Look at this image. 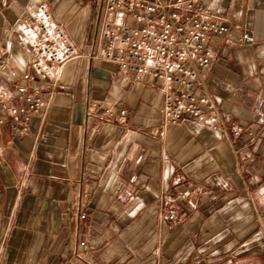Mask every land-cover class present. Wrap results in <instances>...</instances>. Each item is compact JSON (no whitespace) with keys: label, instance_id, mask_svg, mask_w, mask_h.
<instances>
[{"label":"crops","instance_id":"obj_1","mask_svg":"<svg viewBox=\"0 0 264 264\" xmlns=\"http://www.w3.org/2000/svg\"><path fill=\"white\" fill-rule=\"evenodd\" d=\"M194 1L229 33L195 81L204 121L167 124L161 81L80 57L53 68L25 137L0 126V264H264V0ZM105 3L0 0L8 71L26 66L23 16L47 7L85 55Z\"/></svg>","mask_w":264,"mask_h":264},{"label":"built area","instance_id":"obj_2","mask_svg":"<svg viewBox=\"0 0 264 264\" xmlns=\"http://www.w3.org/2000/svg\"><path fill=\"white\" fill-rule=\"evenodd\" d=\"M194 2L106 0L98 41L85 55L68 39L47 7L41 6L23 16L17 31L18 43L26 52V66L20 77L8 71V47H0V79L12 82V91L0 88V126L8 122L13 133L25 137L29 121L46 105L43 84L53 68L80 57L111 62L136 79L148 76L161 81L162 112L167 124L204 121V109H212L213 105L208 98L197 95L195 81L202 79L210 65V38L229 33L225 24L203 13ZM13 99L23 104H10ZM99 109L97 102L87 104L85 120ZM105 112L113 116L109 109ZM216 121L217 118L210 119L213 124ZM85 216L81 213L79 219ZM166 218L173 220L176 215L170 212ZM2 249L0 245V254Z\"/></svg>","mask_w":264,"mask_h":264}]
</instances>
